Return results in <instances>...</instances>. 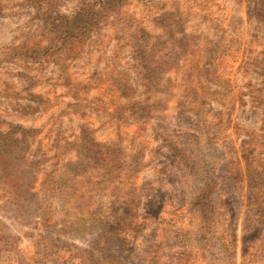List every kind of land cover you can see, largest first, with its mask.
Instances as JSON below:
<instances>
[{"label":"rangeland","instance_id":"1","mask_svg":"<svg viewBox=\"0 0 264 264\" xmlns=\"http://www.w3.org/2000/svg\"><path fill=\"white\" fill-rule=\"evenodd\" d=\"M0 264H264V0H0Z\"/></svg>","mask_w":264,"mask_h":264},{"label":"trees","instance_id":"2","mask_svg":"<svg viewBox=\"0 0 264 264\" xmlns=\"http://www.w3.org/2000/svg\"><path fill=\"white\" fill-rule=\"evenodd\" d=\"M212 185H210L209 183H208V185H206V186H204L205 187V189H203V195H207L208 197H210L211 196V194H212V187H211Z\"/></svg>","mask_w":264,"mask_h":264}]
</instances>
